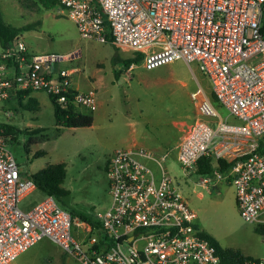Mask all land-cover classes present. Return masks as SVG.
I'll use <instances>...</instances> for the list:
<instances>
[{
  "label": "built area",
  "instance_id": "1",
  "mask_svg": "<svg viewBox=\"0 0 264 264\" xmlns=\"http://www.w3.org/2000/svg\"><path fill=\"white\" fill-rule=\"evenodd\" d=\"M58 8L81 37L106 42L109 35L114 46L138 52L146 68L180 59L197 64L214 99L235 120L219 116L194 89L196 116L175 159L186 174L202 158L224 160L211 170L216 180L233 185L244 221L264 223V0H60ZM62 59L30 52L21 36L13 38L0 50V101L36 89L61 108L93 110L94 90L73 85L72 69L55 67ZM169 157L139 146L115 148L106 162L111 202L95 213L94 228L50 194L18 205L36 185L22 175L0 128V264L43 237L78 264H222L173 184ZM244 264H264V256Z\"/></svg>",
  "mask_w": 264,
  "mask_h": 264
},
{
  "label": "rangeland",
  "instance_id": "2",
  "mask_svg": "<svg viewBox=\"0 0 264 264\" xmlns=\"http://www.w3.org/2000/svg\"><path fill=\"white\" fill-rule=\"evenodd\" d=\"M0 9L3 19L14 26L36 21L35 28L18 35L28 51L66 55L55 67L72 69V84L80 90L93 89L96 97V107L85 110L92 115L91 125L60 128L56 126L51 99L43 90L32 91L39 103L35 106L27 99L19 101L16 95L1 100L0 123L11 124L18 131L14 138L11 134L5 136L6 147L24 177L48 164L63 162L66 175L61 185L69 190L63 198L64 208L97 220L95 213L107 209L111 202L106 162L113 150L134 145L155 153L146 142L156 143L157 137L170 135L167 121L193 115L190 92L202 87L210 93L211 84L195 62L181 59L153 68H146L139 60L125 67L124 59L138 52L116 48L109 41L81 37L74 22L58 13V7L30 11L20 0H0ZM219 110L225 112L224 108ZM37 151L41 153L34 155ZM165 163L173 184L196 213L199 228L221 247L264 256V233L256 229L257 223L241 218L234 187L228 180H216L213 172L186 174L174 156L166 158ZM205 177L210 179L206 184L201 182ZM42 196L35 188L18 205L29 207ZM9 264L77 261L43 237Z\"/></svg>",
  "mask_w": 264,
  "mask_h": 264
},
{
  "label": "trees",
  "instance_id": "3",
  "mask_svg": "<svg viewBox=\"0 0 264 264\" xmlns=\"http://www.w3.org/2000/svg\"><path fill=\"white\" fill-rule=\"evenodd\" d=\"M20 3L27 10L34 11L40 7L44 9H52L54 7H58L60 5V0H20ZM35 22L27 23L22 26H14L3 19L2 12L0 9V45L4 47L8 43H10L13 38L17 37L20 32L35 28ZM38 23L40 22L38 21ZM107 40L109 42L111 41L109 35ZM141 58L142 56L140 54L135 53L133 57H128L124 59V66L128 67L133 62L137 63L139 60H141ZM30 90L32 89L16 90L15 92L11 93L8 98L16 95L18 100L22 101L23 96L27 95ZM50 99L53 105L56 126L58 128L62 126L80 127L91 125L93 118L90 113L73 105L61 108L55 103L52 97H50ZM29 101L32 103L33 106L37 104L36 100L33 98H29ZM0 128H2L4 136L11 134L12 138H14V136L18 132L15 126L8 123H0ZM40 153L41 151H37L34 155H38ZM215 163L217 165L221 164L222 166H225L227 164L224 160L221 159H218L216 162H213L211 158H202L197 162L196 172L201 174H207L211 172V170L215 167ZM65 175V164L63 162H58L44 166L35 173H32L30 177L34 180L37 190L43 193V195H52L62 207L66 208L63 198L69 194V190L61 185L64 181ZM69 211L72 215L77 216L81 220L86 221L87 223L91 224L94 228L99 227V222L91 218L88 214L74 210ZM257 225L258 226L256 229L264 233V226L261 224ZM202 234L214 244L216 252L220 256L222 264H244L245 260L247 259L258 258L251 255H245L239 249L236 248L221 247L211 235L207 234L204 231H202Z\"/></svg>",
  "mask_w": 264,
  "mask_h": 264
},
{
  "label": "crops",
  "instance_id": "4",
  "mask_svg": "<svg viewBox=\"0 0 264 264\" xmlns=\"http://www.w3.org/2000/svg\"><path fill=\"white\" fill-rule=\"evenodd\" d=\"M4 47L0 45V50H2V48H4ZM75 52L76 51H74L73 53H75ZM64 56L66 57V55H64ZM74 56H76V54H74ZM199 88L204 92L205 96L212 101V103L214 104L219 116H221V117H227L228 116L229 120H235L234 117L228 115L227 109L225 107L221 106L214 99V96L212 94V90L209 93V92H206L202 87H199ZM89 89H91V88H89ZM32 91H34V89L30 90V92L27 95H24L23 96V100L24 99L29 100V98H33V99L36 100L37 105H38L39 104L38 100H37V98L35 96L32 95ZM219 108H224L225 112L222 113L219 110ZM195 116H196V112H195V109H194L193 115L186 114L185 116H181L182 118H173V119L169 120L170 122L167 121L166 124L171 129V130L169 129L170 130V135L163 136V137H157L156 138V140H157L156 143H154V142L152 143V141L151 142H146L147 143V147H149L150 149H153V151H155V153L161 154V153H164L165 151H168L169 156L176 157L177 144L183 138V136L186 133L188 127L191 125V123L195 119ZM133 144H135V141H134ZM141 144H144V143L141 142ZM131 146H134V145H129L127 147H131ZM261 225L264 226V223H262ZM201 230L204 231L203 229H201ZM245 255H251V254H245ZM251 256H253V255H251ZM255 257H263V256H255Z\"/></svg>",
  "mask_w": 264,
  "mask_h": 264
}]
</instances>
